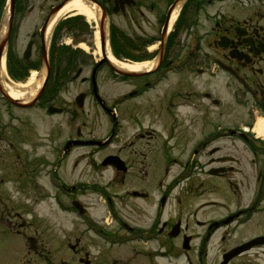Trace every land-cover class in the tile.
Listing matches in <instances>:
<instances>
[{"label":"flooded vegetation","instance_id":"1","mask_svg":"<svg viewBox=\"0 0 264 264\" xmlns=\"http://www.w3.org/2000/svg\"><path fill=\"white\" fill-rule=\"evenodd\" d=\"M97 1L107 5L113 17L120 18L131 26L132 33H125L128 36L124 48L128 53L127 56L135 58L143 56V50L139 49L136 42L142 43L145 49H149L150 41L158 39L156 51L151 57L145 58L151 60L159 55L161 46V61L155 70L147 74H150L149 77L152 76L151 79L146 80L148 77H144L146 75L136 77L140 80L133 84L126 94L138 93V90L141 91V88L150 81L162 77L163 73L170 72L171 65L172 71H178V75L171 88L157 98L155 103L150 102L147 106L127 104L123 108L126 110L124 114L116 109L118 104L115 99L107 101V107L115 111V115L108 113L110 133H115L117 119L122 120L121 114L130 118V127H125L130 130L127 139L121 140L116 148L105 154L121 157L125 164L124 170L113 165L99 164L102 151L100 145L78 146L82 151L77 152L78 160L73 163L77 166L79 159H82L80 157L84 156L86 161L84 165H80L79 175L82 177L84 167L88 166L91 181L76 179L69 183L63 173L56 177L61 185L64 205L71 208L73 202L77 201L83 209H86L84 214L76 218L75 228L71 229V231L75 229L76 232L68 236L65 245L53 248L39 247L37 245L39 236L29 234L26 238L31 244L23 247L15 262L17 264H163L164 254L167 253L176 257L175 259L182 256V264H205V258L212 256V252L211 254L208 252L211 251L212 238L219 229H222L217 239L219 255L216 260V264H221L225 252L250 239V237H242V230L251 225L259 214L264 213V196L262 197L264 140L250 133H243L238 127L220 124L226 107L216 96H212L211 83L208 85V80L212 78V74H220L223 79L222 86L228 90V102L244 111L247 122L255 113L264 116V6L259 5L264 3V0H182L178 15L173 24H170L171 27L166 35L163 33L169 26L171 13L179 0ZM251 2L256 3L249 5ZM244 6L249 7L244 8ZM140 28L146 31H140ZM134 30L139 31L138 35L142 37V42L134 37L137 35ZM162 36H164L163 41L160 42ZM179 63H185L181 70H178ZM77 71L79 75L82 72L81 69ZM54 73L55 76L64 78L56 79L53 85L63 83L67 78L65 72ZM180 76H183V79ZM52 77L53 75L47 82H52ZM189 77H192L193 81L197 80V77H203L207 85L187 86ZM94 78L95 81L91 73L80 77L85 85L84 89L80 90L83 91L85 99L87 97L92 99L94 96L93 88L97 84V71ZM127 79L132 81L134 78L127 77ZM49 85L47 88V85L44 86L34 105L22 110L35 109L38 104L42 109L47 110L50 105L59 109L57 114L65 115L70 124L69 119L76 118L75 111L69 107L72 103L60 104L59 95H56L59 94L56 93L57 89L51 91ZM186 88L191 99L188 102L189 110L185 115L189 121L193 119L192 126L197 132L193 134V140L187 146L183 145L184 135L177 129V113L183 104L175 108L170 106L174 104L175 97L181 89ZM136 97L128 98L123 104ZM0 100L1 105L4 98L0 96ZM212 105H217L215 117L212 116ZM9 106L12 108V105ZM147 115L149 117L145 118ZM165 115L166 122L163 120ZM18 118L20 123L25 121L23 116ZM74 125L77 127V132L69 139L66 138L68 140L79 143L88 140L100 141L103 138V135L99 136L95 132L94 127L97 124L92 119L88 121L85 130L82 128V125L85 126L84 123L79 122ZM213 126L217 127L214 132ZM51 135L50 129L46 136L50 143L48 150L36 154L32 148L28 163L19 166L22 169L28 168L23 172L29 177V186L39 196L45 194L38 181L43 177L47 164L46 154H51ZM58 146L61 154L65 155L77 148L71 144L65 149L63 141H60ZM12 151L16 153V157H21L20 151L15 147ZM155 157L159 159L157 166L147 160ZM173 164L177 170L170 169ZM245 166L249 171H243ZM72 169L74 167L70 166V170ZM106 169L109 171V178L101 189L99 174L101 170ZM233 172L241 174L238 176L239 179L232 178ZM184 175L188 176L185 185L192 184L194 188L188 198L197 193L194 184L207 190H212L214 185L225 184L233 193L232 200L237 203L236 197L241 201V194L232 188L234 180L237 182L235 187L238 190L240 185L244 188L250 187V195L236 211L229 212L218 220L209 219L207 222L194 217L192 223L180 222L178 233L170 236L168 233L173 224L181 220L178 217L164 220L163 207L172 189L179 184V179ZM189 188L191 189L190 186L186 188L185 193ZM91 193H100V198L103 197L105 212L108 214L103 220L91 213L90 205L93 202H89L88 198ZM180 197V193L175 195V199ZM119 205L126 207V215L122 213L119 215ZM252 210L256 211L250 213ZM109 216L110 223L106 221ZM91 231H97L113 239L118 245L124 244L121 247L127 246L129 253L124 257L109 256L110 251L106 245L92 244L100 237ZM85 235L89 236L86 242ZM71 238H74L73 243H70ZM227 241L229 244L226 245ZM263 247L264 244L251 247L231 258L226 264H246L244 256L253 252L257 254L259 252L256 249ZM57 254H63V257L56 256Z\"/></svg>","mask_w":264,"mask_h":264},{"label":"rangeland","instance_id":"2","mask_svg":"<svg viewBox=\"0 0 264 264\" xmlns=\"http://www.w3.org/2000/svg\"><path fill=\"white\" fill-rule=\"evenodd\" d=\"M57 1L59 0H15L14 3V16H13V30L11 33V40L9 42L11 48H13V52H15L16 57H20L22 55V52L24 51V48L26 46V43L28 42L29 39H33L34 45L32 47V55H31V60L30 64H35L40 60V37H39V30L40 27L45 19V17L48 14V11L50 10V7L54 5ZM9 16V0H0V34L2 31L5 29L7 20ZM66 16H62L60 20L64 19ZM110 24L109 29H107V46L110 50V34H124L125 33H132V28L131 26L126 23V21H123L120 18H116L115 16L110 18ZM113 24V26H112ZM95 23L87 21L86 18L84 17L82 19H72V20H64L62 23L59 25V30L54 32V28H52L51 32L46 36L45 35V45H46V50H47V56L49 54H54L55 57L59 55L60 58L66 59L69 55H72L74 60H72L71 64H68L67 60H61L60 63L65 66V69L62 71H67L70 74L73 72L71 71H77L78 68H82V72L80 76L74 80L72 83H69L65 88L60 92L59 94V103L62 104L63 102H71L72 106L71 110H75L77 122L76 124H82V128L84 130L87 128V123L91 119L94 121L97 126H95V132L101 136L104 134L109 133V129H107L106 125V116L105 113L101 109L98 108L94 100L91 98L87 97L84 101V107L81 110H78L77 107L75 106L74 102V96L80 91L84 89V84L81 82L80 77L88 75L89 72L88 70L92 69L94 65V61L100 56V54L97 53L96 51V46H95V32L97 31V27L94 26ZM55 26V25H54ZM112 26V27H111ZM114 30V32H113ZM140 31H146L144 28H140ZM137 35L134 37L139 38L141 41V36L138 35L139 31L134 30ZM33 33H36L35 37H32ZM54 33V37L53 36ZM122 35V37H124ZM99 39V37H98ZM126 41L125 38H123L120 41H117L118 43V50L123 51V44L122 41ZM142 42V41H141ZM154 42V41H151ZM100 44V43H99ZM100 47V45H99ZM153 48L150 47V51ZM52 51V52H51ZM128 51V50H126ZM148 54L151 52H148ZM66 54V56H65ZM118 57L117 59H119ZM121 60V59H120ZM68 64V65H67ZM44 69V65L41 67ZM36 72L35 77L33 79V89L34 91L31 94H28L29 96L34 95L37 93L40 85L43 83L44 77L41 76V71L39 70H31ZM31 71H29L27 77L23 79L20 82H15V81H9V79L6 77L4 78L3 76V81L5 82H10L12 84H25L29 80V76ZM63 73V72H62ZM181 75V74H180ZM181 79H183V76H180ZM59 79V78H58ZM149 79V78H148ZM140 80V78H134L132 81L126 79H123L121 77H113L112 73L108 68H99V71L97 72V89L99 90L101 96L105 97L106 99H111L115 98L116 96H119L120 94L126 93L130 90L131 86L135 83H137ZM175 77H168L167 80L163 81L160 83L155 89L149 91L146 93L144 96L137 98L135 100L129 101L128 103L123 104V108L132 105H140L142 106H147L150 103L149 102H154L159 98L162 94H164L167 90H169L172 86V84L175 82ZM56 81L55 78L52 79V82L50 81V84L53 85ZM209 83H212V80H208V85ZM5 83H3L4 85ZM207 85V81H204L203 78H199L195 81H193L192 77H189V80H187V86L191 87H198V86H203ZM25 95V94H24ZM29 96H22L18 100L20 102L24 103L26 100H28ZM176 100L174 101V104H171L170 106L172 108H175L179 104H188L189 100L191 99L189 93H188V88L186 89H181V92L175 97ZM134 107V106H133ZM156 107V105H154ZM187 107H185L186 110ZM16 112H13L14 115H21L25 117L26 119H29L30 121L33 120L34 125L30 126L29 128L25 125L21 127L18 134V141L19 144L21 143L25 144V146L22 147V149H19L21 153H25L23 150H28L31 145H35L37 138L40 139L41 145L42 143L44 144V141L42 138L47 139V134L49 130L52 128V141L53 140H58L59 138L62 139L65 136H69L72 133H74V123L66 120L65 115L63 114H57L52 117L45 116V113L41 107H36L35 109H30V110H21L19 108H15ZM122 113L126 111L125 109H121ZM179 113H177V129L180 134H183L185 139L183 141V145L187 146L191 140H193L192 136L193 134H197V132L194 130L192 126L193 119L189 121V118L184 114V108L182 106L179 107L178 109ZM0 114H2V109L0 106ZM28 114V116H27ZM125 114V113H124ZM121 114L122 117V129L119 133L121 140L127 139L128 137V132L130 130L125 129V127H130V118L128 115ZM5 114H2L0 116V121H4L5 119ZM26 115V116H25ZM149 115H147L145 118H148ZM166 115L163 117V120L166 122ZM236 119V118H235ZM15 122L17 123V120L14 119ZM226 122H229L228 120ZM226 122H223V124H227ZM243 123V121H237L236 124ZM72 124V125H71ZM39 128V129H38ZM109 128V127H108ZM34 129H38L39 133L38 135L34 134L33 131ZM59 130V133H55V130ZM30 130V131H29ZM8 138H9V133L7 130L4 132H0V171L1 170H6L9 172L11 175H5L4 178H11V176L14 178V180L17 181V183L14 182V180H11V184H5L2 183L3 188L0 189V196L2 197L0 201V210L3 205V203H9L10 205H23L27 209L29 213L20 212V214L17 217H14L13 215L11 216H3V221L1 220V212H0V264H17L15 262V259H18L20 256V251L23 248V240L22 236H19L17 234L12 233L19 231L20 228H22V231L20 230V233L23 235L27 229L31 231H35V235L39 236L37 245L39 247H58V246H63L65 245V242L68 238L69 235H72L74 232H76L75 229L71 231L72 228H75V223H76V217L75 215L69 214L68 212L60 211L57 207L56 204H54L53 198L51 197L46 198L44 200H37L33 204L28 203L24 197H29L33 196V190L32 187L29 186L28 181L29 177L26 175V177H23L22 175H19L17 171L23 170L27 171V169H15L12 171L13 168L16 166H21L25 162H28L29 158L26 157L25 162L22 161L18 157L12 158H7L8 156V151L7 150H2L3 146L8 147ZM56 138V139H55ZM59 139V140H60ZM121 142V141H120ZM119 142V144H120ZM129 142V141H125ZM123 142V143H125ZM37 145V144H36ZM118 144H111V146L104 148L100 152L99 158L103 155H105L109 150L112 148H116ZM124 145V144H122ZM45 147L42 146L39 148V152L36 154L41 153L42 149ZM47 148V147H46ZM76 150H72L71 153L68 155L66 158V166L62 167L61 171V164L58 163V170L60 171V174L66 176V181L71 183L74 182L76 179H81L83 181H91V176L88 174V166L84 167V170L82 173L83 176L81 177L79 175V170H80V165H84L86 158L80 157L82 159H79L80 165L75 166L71 165V162L73 160H76L74 157L79 151V153L82 151V148H78V151L75 152ZM78 153V154H79ZM30 156V155H29ZM3 159V160H2ZM6 160V162L3 164V161ZM148 160V159H147ZM154 160V166L159 165V159L158 158H152ZM73 163V162H72ZM15 164V166H14ZM27 164V163H26ZM61 166H60V165ZM68 165V166H67ZM14 166V167H13ZM27 166V165H25ZM70 166H73L74 169L70 170ZM173 168V167H172ZM170 166V169H172ZM176 167H174L175 170ZM13 173V174H12ZM15 174V175H14ZM19 175V176H18ZM233 177H237V173L231 174ZM109 178V172L108 169L106 170H101V173L99 174V182L100 185L105 183ZM42 184L46 185L45 180H43V177H40L39 181ZM14 185H17V188H19V191L16 190ZM182 184H180L178 187H180ZM191 189L189 188V194L187 197L191 195V191H194L192 189L193 185L188 184ZM49 191L53 194L55 192L54 186L48 185ZM195 186V184H194ZM227 187V185H225ZM222 184H217L214 185L212 190H207L204 188H200V186H195L196 189L199 191L202 190H207L205 192H201L198 196L196 194L195 198L193 199V195L189 199H174V193L172 192L171 195L169 196V199L165 201L164 207H163V219L164 220H173L174 217H179L182 218L181 216L186 215L189 213L188 221L192 223L193 216L191 215L192 212H197V218H200L202 220H206L209 222V219H219L217 218L219 214H225L226 212L232 211L233 209H236L235 207H240V205L243 204V201H245L246 196L241 195V201L240 198L236 197V202L232 200L231 196H228V199L226 198L227 195H229L230 192L227 193V190ZM236 185L233 184L232 188H236ZM22 188V189H21ZM243 189V188H242ZM177 190V189H175ZM174 190V191H175ZM107 191V190H106ZM180 191L185 192V186L180 189ZM177 192V191H176ZM227 195H226V194ZM244 194V193H243ZM34 198V197H33ZM89 202H93L92 205H90V210L91 213L103 220L104 216L107 215L105 212V204L103 197L100 198L99 196H96V194L90 195ZM31 199V198H30ZM239 199V201H238ZM28 200V199H27ZM208 201V200H213L218 203H224V202H231V206H223V207H218L217 204H211L213 207L212 209H207L209 206V203H203V204H194L195 202H203V201ZM107 203V202H106ZM103 204V205H102ZM176 204V205H175ZM182 206V211L180 210L179 206ZM194 205V206H192ZM8 208L10 206H7ZM195 207V208H194ZM206 209V211H205ZM223 211H222V210ZM126 207L120 206L119 205V215L125 214ZM205 212V214H204ZM203 213V215H202ZM122 217V216H121ZM210 217V218H209ZM186 218V216H185ZM106 219V217H105ZM104 219V220H105ZM123 219V217H122ZM184 219V217H183ZM26 220V221H24ZM32 221L31 224H28L29 221ZM124 220V219H123ZM262 220V221H259ZM17 223H16V222ZM22 221V222H21ZM110 223V216L107 218V220ZM185 221V219H184ZM255 221H258L257 223H254ZM253 223L246 227L244 230H242V237H253L258 234H262L264 232V218L261 216L257 217L255 220L252 221ZM7 226V228H6ZM60 228H62V231H60ZM190 228V225L188 226ZM9 229V230H8ZM17 229V230H16ZM11 230V231H10ZM222 229H219L215 235L213 236L212 240V245H211V251L212 256L211 258L206 257L205 258V264H216L217 256L219 255V248L217 244V239L219 237V233L221 232ZM244 238V237H243ZM74 238H71L73 240ZM89 239L88 235H85V242ZM234 239H232L233 241ZM73 243V242H72ZM94 245H105V243L101 242L98 239H95V241L92 242ZM229 244V242H226V245ZM208 248V246H207ZM261 249H256L259 253L255 254L254 252L251 253L250 255H245L246 259V264H264V254H262ZM110 252L113 253L114 256L116 257H124L126 256L129 251L127 246L125 247H118V248H112ZM57 254L56 256H58ZM62 255V254H60ZM176 257H172L168 255L167 253L164 254V259H163V264H182V256L178 257V259H175Z\"/></svg>","mask_w":264,"mask_h":264},{"label":"bare ground","instance_id":"3","mask_svg":"<svg viewBox=\"0 0 264 264\" xmlns=\"http://www.w3.org/2000/svg\"><path fill=\"white\" fill-rule=\"evenodd\" d=\"M96 7L94 5H88L83 0H71L66 3L61 9H59L49 20V23L46 28L45 35L47 36L58 19L64 15H75L81 14L86 20L90 22H95L98 17V12L94 11ZM176 12L174 11L171 17V21L174 19ZM95 43H96V51L99 52V39L97 32H95ZM107 55L109 59L118 67L131 70V71H145L148 70L151 66L150 62H134L128 63L115 59L107 50ZM36 72H32L28 82L24 85L21 84H7L6 88L8 89V93L13 98H20L22 96H28V94L33 92V79L35 77ZM25 94V95H24ZM253 131L257 134H264V119L258 118L253 127Z\"/></svg>","mask_w":264,"mask_h":264},{"label":"water","instance_id":"4","mask_svg":"<svg viewBox=\"0 0 264 264\" xmlns=\"http://www.w3.org/2000/svg\"><path fill=\"white\" fill-rule=\"evenodd\" d=\"M100 30H101V32H102V26H100ZM102 45H103V42H102ZM114 69H115L117 72L121 73V74H127V72L124 71V70H120V69H117V68H115V67H114Z\"/></svg>","mask_w":264,"mask_h":264}]
</instances>
